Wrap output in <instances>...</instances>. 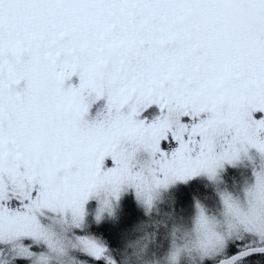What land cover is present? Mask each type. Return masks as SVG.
Segmentation results:
<instances>
[{
    "label": "snow or ice",
    "instance_id": "6c2138e0",
    "mask_svg": "<svg viewBox=\"0 0 264 264\" xmlns=\"http://www.w3.org/2000/svg\"><path fill=\"white\" fill-rule=\"evenodd\" d=\"M0 264H264V0H0Z\"/></svg>",
    "mask_w": 264,
    "mask_h": 264
}]
</instances>
